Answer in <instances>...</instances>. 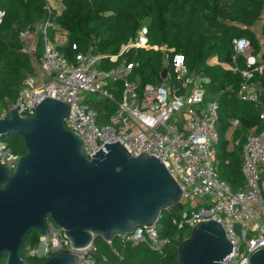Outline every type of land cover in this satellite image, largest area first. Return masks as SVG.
Masks as SVG:
<instances>
[{"label": "built area", "instance_id": "2783aa9c", "mask_svg": "<svg viewBox=\"0 0 264 264\" xmlns=\"http://www.w3.org/2000/svg\"><path fill=\"white\" fill-rule=\"evenodd\" d=\"M46 2L49 13L61 11V0ZM4 15L5 11L0 9V22ZM254 29L260 48L255 50L247 37H236L233 39L234 64H225L242 76L238 98L262 107L260 127L253 128L243 144L241 171L245 186L238 191H233L217 170L218 102L207 99L203 75L190 72L185 55L174 52V48L170 49L174 52L170 59L174 79L171 80L168 72L162 82L147 83L140 88L131 79L134 62L128 57L116 67L104 68L100 63L107 56L90 48L78 52L75 59L69 61L61 50L67 42V32L47 18L33 29L25 28L19 33L25 50H35L31 53L36 73L23 80L16 103L0 116L9 114L10 109L18 105L20 115L34 114L35 107L47 96L70 103L66 125L82 137L90 157L96 154L93 141L98 147L105 141H118L132 155L145 152L155 156L178 182L182 190L181 202L187 205L181 218L174 219V223L191 229L200 221H218L233 249L225 258V264H251L253 253L264 249V8ZM39 34L42 48L37 53ZM29 36H33V40ZM138 47H149L145 26L138 30L134 39L122 45L119 54ZM73 48L77 46L73 44ZM154 48L167 50L166 47ZM236 56L242 57V66L237 63ZM215 61L216 58L210 60ZM114 81L122 82L120 100H116L109 89V83ZM89 94H101L116 101L117 108L108 122L97 123V111L86 101ZM239 125L238 117L231 119L226 135L230 148L240 144V139L235 137ZM19 157L0 137L1 162L14 170ZM157 222L135 226L116 236L124 243H146L152 249L163 251L171 238L160 234ZM96 250L95 242L75 248L64 229L48 220L46 233L40 235L38 244L29 254L43 259L53 252H73L79 256L77 264H96Z\"/></svg>", "mask_w": 264, "mask_h": 264}, {"label": "trees", "instance_id": "16d2710c", "mask_svg": "<svg viewBox=\"0 0 264 264\" xmlns=\"http://www.w3.org/2000/svg\"><path fill=\"white\" fill-rule=\"evenodd\" d=\"M61 4L60 12L49 13L46 0H0V9L5 11L0 22V114L16 103L23 80L36 73L33 55L25 50L19 33L25 28L33 29L47 18L67 32V42L61 50L69 61H73L78 52L90 48L107 56L100 63L104 68L116 67L127 56L134 62L131 79L140 88L147 83H159L158 74L164 68L173 80L170 59L172 53L181 52L185 55L187 69L203 75L207 95L218 102L219 176L233 191L244 188L241 152L247 134L261 125L262 107L238 98L242 76L224 64H234L233 39L236 37H247L255 50L260 48L254 25L262 16L264 0H61ZM143 26L149 47L119 54L122 45L134 39ZM73 44L77 48H73ZM41 48L39 34L36 52L40 53ZM212 58L216 61L210 62ZM236 59L242 66V57L236 56ZM109 89L116 100L121 99V81L109 83ZM86 101L96 109L100 125L108 122L117 108L115 100L101 94H89ZM234 117L240 119L235 133L240 144L230 148L226 135ZM3 139L14 153L20 156L26 153L21 135H7ZM186 208L187 205L180 202L161 212L157 222L159 232L171 238L165 250L152 249L146 243H124L119 236L108 243L98 235L94 240L96 264H178L176 247L189 235L190 228L179 227L174 219L179 220ZM39 238L37 231L27 236L20 251L22 257L31 262L42 260L29 254ZM5 261L6 255L0 258V264Z\"/></svg>", "mask_w": 264, "mask_h": 264}, {"label": "water", "instance_id": "95a60500", "mask_svg": "<svg viewBox=\"0 0 264 264\" xmlns=\"http://www.w3.org/2000/svg\"><path fill=\"white\" fill-rule=\"evenodd\" d=\"M167 75L164 68L159 82ZM18 107L0 116V137L21 135L27 148L14 170L0 160L3 264H77L73 252H53L37 262L21 256L27 236L45 234L48 220L82 248L98 235L112 240L135 226L152 225L163 210L181 202L178 182L155 156L132 155L118 141L101 147L93 141L96 154L90 157L82 137L66 125L70 103L47 96L34 114L23 116ZM232 252L224 227L214 219L192 226L176 247L178 264H225ZM250 263L264 264V249L255 251Z\"/></svg>", "mask_w": 264, "mask_h": 264}, {"label": "rangeland", "instance_id": "374dc122", "mask_svg": "<svg viewBox=\"0 0 264 264\" xmlns=\"http://www.w3.org/2000/svg\"><path fill=\"white\" fill-rule=\"evenodd\" d=\"M32 37H33V36H29L28 38H29L30 40H33ZM29 51H30V50H29ZM31 51H35V50L31 49ZM31 51H30V52H31ZM207 99H210V96H209V95H207ZM3 263H4V262H1V264H3Z\"/></svg>", "mask_w": 264, "mask_h": 264}, {"label": "crops", "instance_id": "0c3cea01", "mask_svg": "<svg viewBox=\"0 0 264 264\" xmlns=\"http://www.w3.org/2000/svg\"><path fill=\"white\" fill-rule=\"evenodd\" d=\"M224 66H226V65L224 64Z\"/></svg>", "mask_w": 264, "mask_h": 264}]
</instances>
